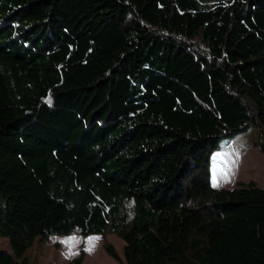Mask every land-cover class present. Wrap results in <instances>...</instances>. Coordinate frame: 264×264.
<instances>
[{
  "label": "trees",
  "instance_id": "trees-1",
  "mask_svg": "<svg viewBox=\"0 0 264 264\" xmlns=\"http://www.w3.org/2000/svg\"><path fill=\"white\" fill-rule=\"evenodd\" d=\"M251 127L264 154V0H0V264L108 234L121 264H264V186L211 183Z\"/></svg>",
  "mask_w": 264,
  "mask_h": 264
},
{
  "label": "rangeland",
  "instance_id": "rangeland-1",
  "mask_svg": "<svg viewBox=\"0 0 264 264\" xmlns=\"http://www.w3.org/2000/svg\"><path fill=\"white\" fill-rule=\"evenodd\" d=\"M254 129L251 127L247 131L236 132L219 139V149L211 155V183L214 187L231 188L240 183L249 182L264 186V154L258 150L239 147L242 146L241 140L251 141L254 137ZM70 238L75 240L71 249L63 243ZM104 240L110 242L117 253L123 257L124 242L114 234L104 237L89 235L83 238L80 235H55L49 239L35 238L27 248L25 255L30 264H68L73 257L78 255L82 244L87 253V264H104V256L114 260L104 251L102 247ZM6 249L9 250L8 239L0 237V250ZM70 251L71 255H69Z\"/></svg>",
  "mask_w": 264,
  "mask_h": 264
},
{
  "label": "crops",
  "instance_id": "crops-1",
  "mask_svg": "<svg viewBox=\"0 0 264 264\" xmlns=\"http://www.w3.org/2000/svg\"><path fill=\"white\" fill-rule=\"evenodd\" d=\"M7 250V249H6ZM119 255V254H118ZM120 258L123 260V257L121 255H119ZM103 261H104V264H121L120 262L116 261L115 259L114 260H111L110 258H108L107 256H104L103 257ZM124 261V260H123ZM81 264H87V253L85 251V255H84V259L82 261Z\"/></svg>",
  "mask_w": 264,
  "mask_h": 264
},
{
  "label": "snow or ice",
  "instance_id": "snow-or-ice-1",
  "mask_svg": "<svg viewBox=\"0 0 264 264\" xmlns=\"http://www.w3.org/2000/svg\"><path fill=\"white\" fill-rule=\"evenodd\" d=\"M74 242H75L74 238H70L69 240L63 241V243H65V245H66L69 249H71V247L73 246ZM89 243H91V241H89ZM89 250H90V249H89ZM71 254H72V253H71V251H70V252H69V255H71Z\"/></svg>",
  "mask_w": 264,
  "mask_h": 264
}]
</instances>
